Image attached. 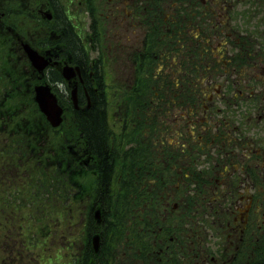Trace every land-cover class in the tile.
I'll return each instance as SVG.
<instances>
[{
    "label": "flooded vegetation",
    "instance_id": "flooded-vegetation-1",
    "mask_svg": "<svg viewBox=\"0 0 264 264\" xmlns=\"http://www.w3.org/2000/svg\"><path fill=\"white\" fill-rule=\"evenodd\" d=\"M98 1L77 0L88 18L87 37L80 33L79 18L76 15L75 21L68 13L64 0H0V25L7 21L5 37L12 49L19 50V55L9 50L0 55L15 70L9 81H48L53 90L62 81L79 82L82 104L72 117L87 143L83 141L86 147L79 145L73 153L78 163L90 165L95 149L79 118L97 103L100 90L106 93L110 86L106 69L120 36L130 40L128 33L133 34L132 41L121 46L130 70L125 80L132 83L115 95L120 105L126 106L127 100L144 103L145 116H156L167 125L165 131L154 128L160 143L165 140L168 145L166 155L160 152L161 162L173 167L168 179L176 182L165 192L166 205L176 209L183 202L175 197L188 177L194 144L201 146L200 154L207 160L215 161V186L188 183L187 191L203 199L213 195L218 219L212 218L211 223L219 229V239L216 247L206 238L187 241L188 264H264V248L255 245L264 241V0H103L100 5ZM4 4L9 18L2 19ZM239 12L247 13L248 29L236 25ZM105 38L109 39L105 42ZM24 44L44 60L43 70L31 63ZM14 64L21 65V77ZM65 68L74 72L69 79L63 76ZM57 94L61 101V89ZM193 95L205 97L199 103ZM217 99L230 100L232 109L214 108ZM103 111L104 156L113 163L125 133L140 123L133 117L139 116L122 108L117 117L123 133L116 136L106 120L107 110ZM89 150L94 155H88L86 163L83 155ZM160 171H156L158 178ZM104 192H109V184ZM21 261L15 258L14 264ZM140 264L145 263L140 260Z\"/></svg>",
    "mask_w": 264,
    "mask_h": 264
},
{
    "label": "rangeland",
    "instance_id": "rangeland-1",
    "mask_svg": "<svg viewBox=\"0 0 264 264\" xmlns=\"http://www.w3.org/2000/svg\"><path fill=\"white\" fill-rule=\"evenodd\" d=\"M64 1L69 4L68 13L73 15L75 21L76 15L79 18L80 33L83 35L86 33L88 37V18L83 8L80 7L77 0ZM102 1H98V4L100 5ZM6 8L8 7L4 4L2 19L4 17L9 18ZM239 8L240 10L243 9V7ZM246 16L239 12L235 19L236 25L242 24L248 29L245 21ZM6 25L7 21L4 22L3 26L0 25V55L2 53L4 55V50L19 55V50L12 49L5 37ZM131 35L133 34L128 33L130 40L120 36L114 57L110 59V65L106 69L109 78H112L111 81H107L110 86L107 87L106 93L102 89L100 90L101 93L96 101H101L103 110H107L108 118L106 120L109 119L114 126L113 135L117 136L123 133L120 130L122 121L117 117L124 112L121 111L122 108H126L129 114L139 116L138 118L133 117V119L140 123L134 124L132 129L127 131L121 139L117 149L120 155L113 160L114 171L111 174L122 176V173L116 169L123 167L127 171L123 176L133 173L139 178L142 176L148 178L147 181L142 182L140 188L146 186L158 188V184L152 180L156 171L163 170L164 174H160V176L164 178L173 171L172 166L161 162L160 152L167 151L168 145L165 140L160 143L161 139L157 138L159 134L154 130L155 128L158 131H165L167 125L163 121H159L156 116H145L144 110H148L145 109L144 103L143 105H135L134 101L131 104L127 100L126 106L125 104L120 105V99L115 95L116 92L123 91L132 83V81L125 80V74L130 70L125 61L126 50L121 48L124 43L132 41ZM108 39L105 38V42ZM2 67L11 71L10 76H7ZM14 67L17 70V75L21 77V65L14 64ZM15 76V70L11 69L10 61L0 62V264H4L5 259L9 261L7 258L12 262L18 257L22 260L20 264L24 261L28 264H66L74 257L82 259L86 249H88L87 238L90 245L93 244L94 231L88 236L87 232L91 228L95 229V220L93 219L91 225L90 217H94L95 212H98L97 205L101 203L104 206L108 202L110 205H114L113 202L118 199H122L123 203L128 198L135 199L138 206L126 208V210L137 213L138 220L141 222V197H135L134 191L128 190L127 184L123 182L118 184L117 181L115 187L121 186L119 194L116 196L113 193L104 195L102 192L100 194L98 192V178L100 177L101 166L105 162L98 158L95 150H93L95 158L90 165L78 163L73 149L79 145L85 148L86 144L83 141L86 143L87 141L82 136L80 137L74 116L72 117L70 114L60 129L47 127L39 110L37 113L32 111L31 106L30 108L25 107L29 101L27 93L31 89L32 81H9V77L14 78ZM105 88L106 85L103 89ZM226 95L230 97L231 93L228 92ZM204 97L201 96V98L193 101L200 103ZM20 102L22 103L20 104ZM230 103V100L223 103L217 99L214 108L220 107V109L230 110L232 109ZM33 110L35 111L34 108ZM76 112L77 110L74 113ZM82 115L79 118L81 127ZM163 120L164 122L167 121L166 119ZM16 123L21 124V127H18ZM31 123L35 126L29 128ZM106 128L104 123V130ZM156 150L158 151L157 155H155ZM201 151L200 145H193L187 168L194 177V184H201L202 182V184L210 187L216 177L214 173L215 161L207 160L200 154ZM93 152L89 150L83 155L86 163H88L87 156L94 155ZM191 165H193V169H190ZM85 168H87L86 171H84ZM214 186L215 182L212 184V187ZM207 197L212 200L211 210L213 214H216L212 218L214 217L217 222V201L213 199L211 193ZM178 199L183 198H175V200ZM202 200L197 205L198 208L194 210L196 216L193 219L190 220L184 215L186 232L189 234L197 232L200 228ZM111 209H114L113 212L116 210L113 207ZM212 218L209 220L211 226L214 225L211 223ZM140 226L139 233L144 234L141 223ZM203 233L207 234L210 246L216 247L219 229L213 230L207 226L206 229H201V234ZM201 239L197 237L193 241H200ZM114 240L112 239L110 242H114ZM127 242L129 240L126 239ZM191 248L196 249L198 245H192ZM20 250L26 252L22 254V257L14 254ZM125 250L127 253L129 252V255L125 253ZM125 250L119 251L120 261L114 262V264H140V260L132 255V246H126ZM25 255L29 258L28 261L24 260ZM49 258L53 260L52 263ZM143 261L146 264H156L155 258L151 255H147Z\"/></svg>",
    "mask_w": 264,
    "mask_h": 264
},
{
    "label": "trees",
    "instance_id": "trees-1",
    "mask_svg": "<svg viewBox=\"0 0 264 264\" xmlns=\"http://www.w3.org/2000/svg\"><path fill=\"white\" fill-rule=\"evenodd\" d=\"M97 103L94 105L92 103L89 109H86L82 115V127L85 133L90 139L91 146L95 149V152L103 161L105 162L101 166L100 177L98 178V192L102 194L104 193L105 188L109 184V188L111 192H115V196L119 194V190L115 187V182L117 180L116 177H111V172L108 171L111 169V164L109 161H106V157L104 156V141H103V130H104V118H103V104L101 101L97 100ZM94 110V111H93ZM109 160V159H108ZM119 173H122V176L119 178V184L125 183L127 184L128 190L134 191L135 197H140V192L136 190V185L140 188V185L143 181H147V179H143V176L139 178L138 176L130 175L123 176L127 173L125 168L118 167L116 169ZM109 172V173H108ZM134 176V180H133ZM206 181V180H205ZM110 182V183H109ZM132 184V186H131ZM102 187V190H100ZM132 187V188H131ZM140 190L145 192L141 196V206L144 204L147 205L148 208L154 206L155 201L159 199V196H162L161 190L154 186H146L141 187ZM160 194V195H158ZM125 195V194H124ZM122 195V196H124ZM188 200H192L193 202L190 204L191 206H195V208H191L186 211L183 207H179L178 210L173 211L172 213L167 212L168 218L162 220L163 214H159L156 212H150L148 209H145L144 212H141L142 221L138 220V215L134 211L126 210V208L137 207L138 203L135 199L128 198L124 203L122 199L115 200L114 205L104 204L100 223H96L94 225L95 229H89L87 232V236L94 232H98L100 236L99 241V249L98 252L94 253L91 247H88L87 255L85 256L84 262L80 261V264H114V262L120 261L119 251L124 249L127 246H132L133 251L132 255L138 256V247L150 245L148 240H145L147 243L140 241L141 239H154L158 238L159 241L167 240V246L163 249L161 253H156L154 258L157 264H188L191 260H188L190 257V253H188L185 249V245L187 241L192 242L195 238H197L200 234L199 230L193 234H189L186 232V219L184 217L187 216L190 220L196 216L194 215V210L197 209V205L200 204L199 196L192 194L187 197ZM133 201V203H130ZM186 204L187 200L185 198ZM121 203V204H120ZM117 204V205H116ZM111 207L116 208L113 212ZM210 201L206 197L202 201V206L200 211L209 209ZM147 215V216H146ZM202 216V215H201ZM91 225L93 222V218L90 217ZM140 223L149 224L152 223L160 225L162 227V231L158 234L152 232L155 228L151 226H147L149 229H145L144 234L139 233ZM152 228V229H151ZM127 231H130L129 233ZM172 238V241H170ZM115 239L114 242H110V240ZM126 239L129 242L126 243ZM88 244L90 243L87 238ZM151 241V240H150ZM194 242V241H193ZM125 243V244H122ZM121 244V245H120ZM163 244V243H162ZM160 245V244H158ZM125 253L126 250H125ZM129 255V252L127 253Z\"/></svg>",
    "mask_w": 264,
    "mask_h": 264
},
{
    "label": "water",
    "instance_id": "water-1",
    "mask_svg": "<svg viewBox=\"0 0 264 264\" xmlns=\"http://www.w3.org/2000/svg\"><path fill=\"white\" fill-rule=\"evenodd\" d=\"M36 100L40 109L47 115V119L52 125H58L60 121V109L56 104L55 97L50 93L49 88L39 86L36 89ZM98 237L94 238L95 247L97 245Z\"/></svg>",
    "mask_w": 264,
    "mask_h": 264
},
{
    "label": "bare ground",
    "instance_id": "bare-ground-1",
    "mask_svg": "<svg viewBox=\"0 0 264 264\" xmlns=\"http://www.w3.org/2000/svg\"><path fill=\"white\" fill-rule=\"evenodd\" d=\"M104 151V154L106 153V151L105 150H103Z\"/></svg>",
    "mask_w": 264,
    "mask_h": 264
}]
</instances>
